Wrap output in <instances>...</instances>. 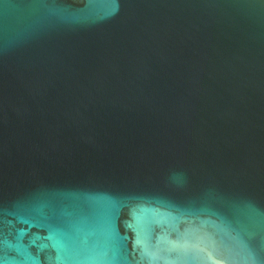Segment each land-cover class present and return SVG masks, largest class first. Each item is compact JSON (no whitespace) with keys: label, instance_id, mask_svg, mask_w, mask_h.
<instances>
[{"label":"water","instance_id":"95a60500","mask_svg":"<svg viewBox=\"0 0 264 264\" xmlns=\"http://www.w3.org/2000/svg\"><path fill=\"white\" fill-rule=\"evenodd\" d=\"M0 264H264V0H0Z\"/></svg>","mask_w":264,"mask_h":264}]
</instances>
